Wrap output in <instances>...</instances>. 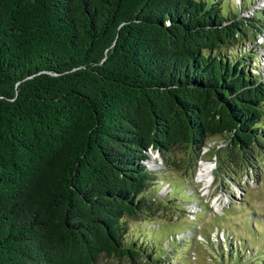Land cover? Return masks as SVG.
I'll return each mask as SVG.
<instances>
[{"label": "trees", "instance_id": "obj_1", "mask_svg": "<svg viewBox=\"0 0 264 264\" xmlns=\"http://www.w3.org/2000/svg\"><path fill=\"white\" fill-rule=\"evenodd\" d=\"M256 12L225 14L221 0H0V264L133 260L124 218L166 206L150 190V152L167 167L186 147L188 163L225 134L216 169H255L264 72H251L242 43L264 33Z\"/></svg>", "mask_w": 264, "mask_h": 264}, {"label": "rangeland", "instance_id": "obj_2", "mask_svg": "<svg viewBox=\"0 0 264 264\" xmlns=\"http://www.w3.org/2000/svg\"><path fill=\"white\" fill-rule=\"evenodd\" d=\"M221 7L225 14L251 15L264 8V0H221ZM256 14L264 24V15ZM242 45L253 54L251 72L263 73L264 33ZM227 141L225 134L208 137L200 158L188 163L187 148L176 149L167 167L163 155H153L150 165L158 180L150 190L163 196L166 206L147 219L124 218L126 243L138 256H100L96 264H264V154H247L255 169L243 161L224 172L216 169L214 153ZM202 162L212 166L211 183L197 176Z\"/></svg>", "mask_w": 264, "mask_h": 264}, {"label": "bare ground", "instance_id": "obj_3", "mask_svg": "<svg viewBox=\"0 0 264 264\" xmlns=\"http://www.w3.org/2000/svg\"><path fill=\"white\" fill-rule=\"evenodd\" d=\"M198 178L203 179L205 183H211L213 179L212 166L209 162H202L197 174Z\"/></svg>", "mask_w": 264, "mask_h": 264}, {"label": "water", "instance_id": "obj_4", "mask_svg": "<svg viewBox=\"0 0 264 264\" xmlns=\"http://www.w3.org/2000/svg\"><path fill=\"white\" fill-rule=\"evenodd\" d=\"M150 154H151V156H150V159H151V157H152L153 155L157 156V155L160 154V153H159V151H155V153L150 152ZM153 160H154V159H153Z\"/></svg>", "mask_w": 264, "mask_h": 264}]
</instances>
